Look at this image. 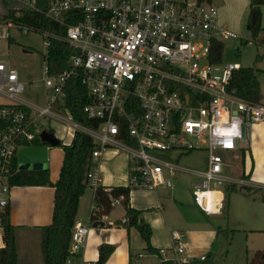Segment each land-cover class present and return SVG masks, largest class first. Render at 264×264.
<instances>
[{"label": "built area", "instance_id": "1", "mask_svg": "<svg viewBox=\"0 0 264 264\" xmlns=\"http://www.w3.org/2000/svg\"><path fill=\"white\" fill-rule=\"evenodd\" d=\"M17 1L64 24L65 34L1 20L0 35L11 26L23 33H40L43 57L51 39L62 40L73 50L69 57L73 68L51 73L44 60L43 80L51 92L48 105L38 106L17 96L25 82L0 61V94L14 99L0 103L1 237L14 186L11 177L19 170L17 152L34 139L40 140L36 122L50 115L65 122L73 134L79 129L93 139L97 147L92 159L107 147L126 151L132 188L172 187L170 176L179 168L154 152L205 149L206 166L197 173L193 202L206 215L223 214L224 183H243L222 173L224 154L236 148L251 124L264 121V101L242 99L228 89L233 71L241 67L238 63L212 60L216 41L224 36L239 37L218 23L217 7L209 0H46L43 6L36 0ZM65 17L73 23H64ZM259 44L264 47V40ZM75 69L80 70L87 91L83 112L99 121L97 128L78 124L62 107L63 86ZM127 103L130 111L126 110ZM52 104L67 110L68 117L51 112ZM98 185L99 176L92 166L87 187ZM121 199H112L110 205L120 204ZM88 229L87 225L74 224L67 264H93L79 256ZM168 249L176 255L177 263L186 264L179 257L184 244L177 230L171 231ZM166 250L160 248L159 253Z\"/></svg>", "mask_w": 264, "mask_h": 264}, {"label": "crops", "instance_id": "2", "mask_svg": "<svg viewBox=\"0 0 264 264\" xmlns=\"http://www.w3.org/2000/svg\"><path fill=\"white\" fill-rule=\"evenodd\" d=\"M209 1L213 4V0ZM217 18L218 23L225 27L223 15L221 12L219 13L218 7ZM9 29L10 27L6 30L7 36ZM260 35L263 38L264 32H260ZM1 37L3 38L5 35H0ZM24 52L30 51L24 49ZM35 105L43 106V104ZM58 124L59 126L67 125L60 121ZM55 131L52 130V133L58 135ZM72 138L73 135L70 139L60 137L63 144H69ZM230 153L236 154L239 159L237 166L240 165L242 169L239 178L243 180L241 185H244L245 189L236 190L235 185L227 184L226 189L231 188L235 192L234 195L226 199L225 211L221 215H206L194 202L192 204H174L157 191V189L166 187L159 186L148 190L146 188L131 189L129 204L140 210L139 218L150 225L152 229L150 242L154 248L158 249L157 253L146 251V243L135 227H126L128 219L125 218V210L121 203L122 210L114 211L111 208L108 213L96 220L102 224L98 223L97 226H92L94 221H90V213L94 208L95 188L86 187L79 198L76 222L87 225L89 229L85 242L79 249V256L94 263L98 257L100 245L111 244L114 250L105 264H129L130 252L133 254L132 264H157L163 260L175 261L176 255L168 248L171 244V231L177 230L181 234L184 244L183 254L179 257L186 261L191 258H199L201 255H214L215 264H220V262L222 264H246L258 249H264V121L255 122L247 130L245 129L244 137L237 141L234 150L225 152L224 160L225 156ZM62 160V148L47 145V160L44 168L48 169L49 178L53 183L58 179ZM92 161L99 176V185L106 188L128 185L129 156L126 151L119 147H107L101 150L100 155L94 157ZM225 162L222 173L227 175L224 171L229 166V162L227 159ZM18 163L17 160V166ZM176 166L179 168L177 171L189 170L194 173L197 176V181L199 179L197 173L203 170ZM18 169L21 170L19 166ZM233 196L236 198L232 200ZM53 198L54 187L52 186H13L8 220L14 227L18 262L26 256V259L30 261V263L25 262L27 264L42 263L40 227L51 223ZM224 219H226L225 222ZM82 220H85L86 224ZM118 221L122 223L116 224ZM28 238L37 240L36 251L35 247L30 249L24 244L28 243ZM235 243L236 249H234ZM221 244L226 245V253L223 258L219 255ZM2 246L3 241L0 233V247ZM160 248L167 250L164 253H159ZM230 249H234V252L229 255ZM174 264L179 263L175 261Z\"/></svg>", "mask_w": 264, "mask_h": 264}, {"label": "trees", "instance_id": "3", "mask_svg": "<svg viewBox=\"0 0 264 264\" xmlns=\"http://www.w3.org/2000/svg\"><path fill=\"white\" fill-rule=\"evenodd\" d=\"M37 4L43 6L46 0H36ZM264 0H249V13L247 17V28L253 37L264 32L261 26L260 6ZM11 21L14 24L37 27L41 30H50L63 36L65 25L44 17L37 11L30 9L17 0L0 1V21ZM64 23H73V20L65 17ZM264 40V37L261 38ZM213 61H219L221 55V42L216 41L213 45ZM73 52L71 47L59 39H51L47 54L43 59L47 62L51 73L72 69L69 57ZM233 89L237 96L242 99L260 100V84L253 67H239L232 73L227 85ZM63 108H66L72 120L78 124L97 128L99 121L88 118L83 112V106L87 102V91L81 82L80 70L75 69L63 86ZM126 110L130 111V105L126 104ZM52 132V129H50ZM122 136V135H121ZM126 138V137H125ZM125 141H128V139ZM48 145L39 139H34L29 145ZM63 150V160L60 167L58 179L53 183L49 178L47 168L37 170H18L11 177L12 185H35L54 187L53 210L51 223L40 227L41 239L40 250L42 255L41 264H67L68 247L71 230L76 223V215L79 198L87 187V173L93 166L92 151L97 147L93 139L84 131L76 129L69 144L61 141L56 145ZM15 162L13 168H15ZM130 164V162H129ZM133 189L126 186L103 187L98 185L94 191V208L90 213V221H96L102 215L108 213L112 206L110 202L114 198L121 197V204L125 210V218L128 219L126 227H135L142 240L146 243V251L157 253L158 249L151 245L150 238L152 229L150 225L139 218L140 210L129 204L130 191ZM121 221L116 224H121ZM3 246L0 247V264H19L15 245L14 227L9 223L8 217L4 221ZM114 250L111 244H101L98 257L93 264H105L107 258ZM133 254L129 253V264H132ZM174 260H163L157 264H174ZM186 264H212L209 256L204 259L191 258ZM246 264H264V249H258L248 259Z\"/></svg>", "mask_w": 264, "mask_h": 264}, {"label": "rangeland", "instance_id": "4", "mask_svg": "<svg viewBox=\"0 0 264 264\" xmlns=\"http://www.w3.org/2000/svg\"><path fill=\"white\" fill-rule=\"evenodd\" d=\"M213 4L218 7L219 13L221 12V15H223L222 19L225 22L223 23L225 28L231 29L239 36L237 38L229 36L220 38L221 55L219 62H232L238 63L243 67H253L260 84V101H264V47L259 44L261 35L259 34L253 37L247 28V17L249 13L248 0H213ZM260 11L261 26L264 28V4L260 6ZM247 40L251 43H248ZM42 41L41 34L36 31L23 33L17 26H11L8 36L6 31L5 37L0 38V60L5 61L9 67L13 68L17 72L19 79L25 82L24 89L17 94L19 98L34 104H43V106H47L48 96L51 91L45 87L43 80L42 67L44 65V59L42 53L44 51V45ZM24 49L30 52L26 53ZM13 100L14 99L4 94H0V103L2 104L12 103ZM50 111L68 117L67 112L62 110L60 105L56 106V104H52L50 106ZM58 123L59 120L51 115L39 118L36 122L39 128V135L44 137L48 129H52L53 131L56 130L55 132L63 139H70L72 135H68L64 129V125L59 126ZM154 155L180 167L192 170L204 169L207 161V152L205 149L192 150L183 154L175 150L154 152ZM226 159L229 162V166L225 168V174L239 178L242 169L240 165L237 166V164H239V159L236 154L230 153L225 156V161ZM18 166L19 168L21 167L20 163H18ZM165 174L169 176L167 171ZM170 179L173 184L172 187L157 189L158 193L170 199L174 204H192V188L195 181H197V176L189 172V170L175 171V173L170 176ZM227 184H229V186L235 185L237 187L236 190L245 189L244 185L238 183H224V194L226 199L234 195L235 192L234 189H226L225 185ZM236 196H233L232 200L236 198ZM112 208L114 211H120L122 210V205H114ZM223 221L225 222L226 219ZM82 222L86 224L85 220H82ZM27 240L29 244H24L30 249L35 247L34 249L36 251L38 248L37 240L33 238H28ZM236 246L235 243L234 249H236ZM234 249H230L229 255L234 252ZM225 253L226 245L221 244L220 257L223 258ZM209 258L212 260V264H215L214 255L209 256ZM25 262L30 263V261L26 259V256L21 258L19 264H27ZM220 264L222 263L220 262Z\"/></svg>", "mask_w": 264, "mask_h": 264}, {"label": "water", "instance_id": "5", "mask_svg": "<svg viewBox=\"0 0 264 264\" xmlns=\"http://www.w3.org/2000/svg\"><path fill=\"white\" fill-rule=\"evenodd\" d=\"M40 140L49 146H56L59 143V138L49 131ZM17 160L20 163L21 169H42L47 160V145H28L21 147L17 152ZM98 223L102 224V222L94 221L92 226H97Z\"/></svg>", "mask_w": 264, "mask_h": 264}, {"label": "bare ground", "instance_id": "6", "mask_svg": "<svg viewBox=\"0 0 264 264\" xmlns=\"http://www.w3.org/2000/svg\"><path fill=\"white\" fill-rule=\"evenodd\" d=\"M64 129L68 135L71 136L73 134V129L71 127H69L68 125H64Z\"/></svg>", "mask_w": 264, "mask_h": 264}, {"label": "flooded vegetation", "instance_id": "7", "mask_svg": "<svg viewBox=\"0 0 264 264\" xmlns=\"http://www.w3.org/2000/svg\"><path fill=\"white\" fill-rule=\"evenodd\" d=\"M49 132H51L50 130H48Z\"/></svg>", "mask_w": 264, "mask_h": 264}]
</instances>
